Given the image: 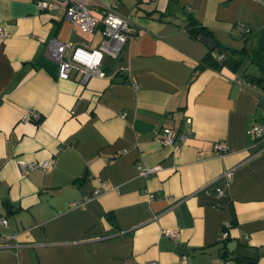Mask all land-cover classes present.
<instances>
[{
	"label": "crops",
	"instance_id": "crops-1",
	"mask_svg": "<svg viewBox=\"0 0 264 264\" xmlns=\"http://www.w3.org/2000/svg\"><path fill=\"white\" fill-rule=\"evenodd\" d=\"M37 1L0 0V264H264V137L246 132L264 126V91L249 81L263 75L264 0H86L98 19L114 2L133 28L86 79L58 78L47 43L96 47L101 25L81 32L65 5ZM188 16L252 61L200 67L210 49ZM16 158L50 167L22 174ZM138 165L159 168L144 177Z\"/></svg>",
	"mask_w": 264,
	"mask_h": 264
},
{
	"label": "built area",
	"instance_id": "built-area-1",
	"mask_svg": "<svg viewBox=\"0 0 264 264\" xmlns=\"http://www.w3.org/2000/svg\"><path fill=\"white\" fill-rule=\"evenodd\" d=\"M65 5L64 18L71 24L76 26L81 32L92 33L95 31L98 24L101 25L100 33L102 40L96 47H86L83 45H75L69 41L61 42L56 39H51L47 43L46 57L57 66V77L60 79L68 78V73L71 69H81L84 73V79L88 76L97 75L102 76L101 64L104 56L115 58L123 45L133 36V28L126 18L118 15L114 9V2L107 8L103 17L98 19L92 15L88 8L86 0H54L53 2H47L44 0H38L36 5L39 9H53L58 5ZM237 28L242 34L248 32V28L242 24H237ZM9 33L0 27V39L8 37ZM223 58L222 54L217 56V60ZM237 82H240L237 79ZM26 119L37 117V113L30 110L26 112ZM247 134L253 138L264 137V126L256 125L248 129ZM183 137V136H181ZM175 138V132L169 128L164 127L159 142L162 145H171ZM213 147L215 151L220 154L227 150L225 143H214ZM16 165L22 174L27 173L29 170L39 169L47 170L50 167V161H24L16 158ZM159 167L142 166L138 165V174L141 176H148L149 174L157 171ZM224 176L229 178L230 170L224 172ZM101 192L100 188H96L92 191L91 197H96ZM216 196H221L222 191L219 188L215 189ZM151 198V195L148 196ZM87 198L74 201L70 205L82 206ZM7 220L0 215V225H6ZM165 234L168 236H175V230H166ZM227 232L223 231L220 238H225Z\"/></svg>",
	"mask_w": 264,
	"mask_h": 264
},
{
	"label": "trees",
	"instance_id": "trees-1",
	"mask_svg": "<svg viewBox=\"0 0 264 264\" xmlns=\"http://www.w3.org/2000/svg\"><path fill=\"white\" fill-rule=\"evenodd\" d=\"M188 23H187V30L190 35L194 37L200 38L202 35L207 36L208 31H206L202 26H198L196 22L188 16ZM215 44V46L219 49L220 54L223 55V58L220 60H217L216 57L211 56V50H209L208 54L202 59L200 62L201 66H208L212 69L219 70L222 67H227L232 71H237V69L240 66V63L243 60V57H247L250 61H252V56H250L247 51L244 48L241 49H230L225 48L222 46H219L216 41L212 40ZM44 65L47 64V62H43ZM202 64V65H201ZM263 69V75L262 76H252L249 78V81L260 85L262 90L264 91V67H261ZM227 238V237H226Z\"/></svg>",
	"mask_w": 264,
	"mask_h": 264
},
{
	"label": "water",
	"instance_id": "water-1",
	"mask_svg": "<svg viewBox=\"0 0 264 264\" xmlns=\"http://www.w3.org/2000/svg\"><path fill=\"white\" fill-rule=\"evenodd\" d=\"M200 39H201V41L206 45V47L208 48V49H215L216 51H219V49L218 48H216L215 47V44H214V42L212 41V38L211 37H208V36H204V35H202L201 37H200ZM234 242H230V243H228V244H226V248H227V250L229 251V252H232V248L234 247ZM233 258H237V257H239L238 255H233L232 256ZM246 264H252V262L251 261H246Z\"/></svg>",
	"mask_w": 264,
	"mask_h": 264
}]
</instances>
